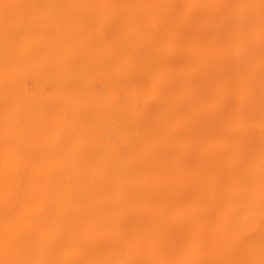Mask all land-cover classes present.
<instances>
[{
    "label": "bare ground",
    "instance_id": "bare-ground-1",
    "mask_svg": "<svg viewBox=\"0 0 264 264\" xmlns=\"http://www.w3.org/2000/svg\"><path fill=\"white\" fill-rule=\"evenodd\" d=\"M0 264H264V0H0Z\"/></svg>",
    "mask_w": 264,
    "mask_h": 264
}]
</instances>
